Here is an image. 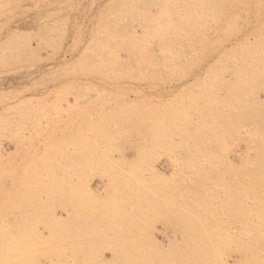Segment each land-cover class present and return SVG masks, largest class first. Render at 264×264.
<instances>
[{"label":"rangeland","instance_id":"rangeland-1","mask_svg":"<svg viewBox=\"0 0 264 264\" xmlns=\"http://www.w3.org/2000/svg\"><path fill=\"white\" fill-rule=\"evenodd\" d=\"M0 264H264V0H0Z\"/></svg>","mask_w":264,"mask_h":264},{"label":"bare ground","instance_id":"bare-ground-1","mask_svg":"<svg viewBox=\"0 0 264 264\" xmlns=\"http://www.w3.org/2000/svg\"><path fill=\"white\" fill-rule=\"evenodd\" d=\"M112 261H114V260H112ZM117 261V260H116ZM121 261V260H120Z\"/></svg>","mask_w":264,"mask_h":264}]
</instances>
